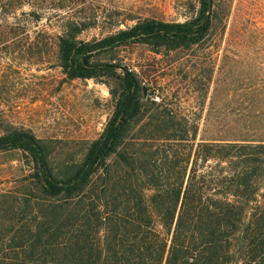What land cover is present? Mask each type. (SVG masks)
Returning <instances> with one entry per match:
<instances>
[{"label":"trees","instance_id":"16d2710c","mask_svg":"<svg viewBox=\"0 0 264 264\" xmlns=\"http://www.w3.org/2000/svg\"><path fill=\"white\" fill-rule=\"evenodd\" d=\"M24 1L0 0V58L30 43L21 16L36 12L9 19ZM211 26L207 0L185 21L144 18L91 40L77 38L83 23L66 24L58 65L69 79L108 78L113 109L82 157L57 169L30 129L0 127V151H22L29 166L0 189V264H264L261 99L231 112L242 122L204 126L197 138L198 127L151 99L134 70L101 58L131 43L187 50ZM33 47L25 50L41 54Z\"/></svg>","mask_w":264,"mask_h":264},{"label":"rangeland","instance_id":"374dc122","mask_svg":"<svg viewBox=\"0 0 264 264\" xmlns=\"http://www.w3.org/2000/svg\"><path fill=\"white\" fill-rule=\"evenodd\" d=\"M199 7L200 0H29L15 6L10 20L21 11H35L39 19L21 16V37L30 43L1 55L0 127L30 129L47 143L56 169L79 160L102 132L113 100L108 78L69 79L62 72L57 43L66 24L83 23L77 38L91 40L144 18L185 21ZM209 11L208 35L187 50L156 53L131 43L101 55L134 70L158 102H171L198 127L197 138L204 126L242 122L231 120V112L246 110L254 96L262 101L254 124L264 126V0H212ZM28 45L41 54L27 53ZM28 172L22 151H0V189Z\"/></svg>","mask_w":264,"mask_h":264},{"label":"built area","instance_id":"2783aa9c","mask_svg":"<svg viewBox=\"0 0 264 264\" xmlns=\"http://www.w3.org/2000/svg\"><path fill=\"white\" fill-rule=\"evenodd\" d=\"M150 97H151V99H153L157 102L160 100L159 97L155 93L151 94Z\"/></svg>","mask_w":264,"mask_h":264},{"label":"water","instance_id":"95a60500","mask_svg":"<svg viewBox=\"0 0 264 264\" xmlns=\"http://www.w3.org/2000/svg\"><path fill=\"white\" fill-rule=\"evenodd\" d=\"M211 2L212 0H207V9L208 11L211 9ZM146 92V89L144 88V93Z\"/></svg>","mask_w":264,"mask_h":264}]
</instances>
